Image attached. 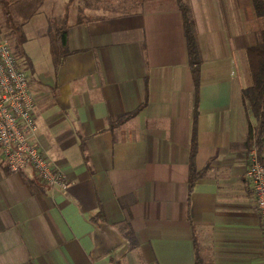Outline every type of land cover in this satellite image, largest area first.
<instances>
[{"label": "crops", "instance_id": "crops-1", "mask_svg": "<svg viewBox=\"0 0 264 264\" xmlns=\"http://www.w3.org/2000/svg\"><path fill=\"white\" fill-rule=\"evenodd\" d=\"M253 17L250 0H156L70 15L58 66L43 34L26 48L32 141L68 189L0 152V264H264L245 178Z\"/></svg>", "mask_w": 264, "mask_h": 264}, {"label": "built area", "instance_id": "built-area-1", "mask_svg": "<svg viewBox=\"0 0 264 264\" xmlns=\"http://www.w3.org/2000/svg\"><path fill=\"white\" fill-rule=\"evenodd\" d=\"M34 99L27 74L20 68L9 43L0 40V152L9 173L30 170L52 191L65 192L68 180L53 167L46 154L32 141L36 133ZM256 140L247 151L245 178L259 220L264 246V153Z\"/></svg>", "mask_w": 264, "mask_h": 264}, {"label": "trees", "instance_id": "trees-1", "mask_svg": "<svg viewBox=\"0 0 264 264\" xmlns=\"http://www.w3.org/2000/svg\"><path fill=\"white\" fill-rule=\"evenodd\" d=\"M140 3L153 0H137ZM183 3V0H177ZM253 13L256 18L262 21L260 25L259 32L256 33V44L247 48L245 51V56L247 60V66L249 71L250 86L242 91V98L247 105V109L255 116L259 114L261 116L264 113V0H250ZM74 0H68L64 7L63 15L59 20H52L47 28V36L50 43V52L54 58L55 66H58L63 58H65L68 53L66 51V39L67 30L69 22V11L70 6ZM0 5L7 9V3L5 0H0ZM81 10L77 14L78 21H81L82 16ZM7 19L10 22L8 10H6ZM182 15V26L183 33L186 39L187 52L189 57V63L191 66V73L194 80V85L197 88L199 85V74H200V59L198 54V48L196 43V38L194 35V24L190 17V12L185 4L181 6ZM92 19V18H89ZM7 22L14 28V33L17 35V28L13 24ZM22 36H15V50H17V55L22 56L23 50L21 45L23 44ZM27 63V57L24 55ZM28 64V63H27ZM28 67V66H27ZM264 120L259 123L257 129L249 130L248 139V150L251 148V143L255 139L256 146L259 154L264 153ZM261 129V130H260ZM193 156V154H191ZM192 175V174H191ZM193 190V182L191 180L188 193L190 194Z\"/></svg>", "mask_w": 264, "mask_h": 264}, {"label": "rangeland", "instance_id": "rangeland-1", "mask_svg": "<svg viewBox=\"0 0 264 264\" xmlns=\"http://www.w3.org/2000/svg\"><path fill=\"white\" fill-rule=\"evenodd\" d=\"M7 3L10 22L7 19L6 10L0 5V38L9 43L10 49L17 59L20 68L28 75V68L24 58L26 48L35 47L42 42V35L48 37L46 32L52 20L61 19L64 7L68 0H5ZM156 1V0H153ZM150 2V1H147ZM140 4L137 0H74L70 6V15L78 14L81 10L82 17L97 18L103 15H112L132 10L133 6ZM7 22L17 28V35L23 37L22 56L17 55L15 50L14 28ZM262 21L253 17V22L249 25L254 30V36L259 32ZM46 26V27H45ZM45 27V29H43ZM0 39V40H1ZM256 41V37H255ZM27 43V45H26ZM26 45V47H25ZM253 118L254 129L259 127V123L264 120V113ZM264 125V123H262ZM264 128V127H262ZM261 130V129H260Z\"/></svg>", "mask_w": 264, "mask_h": 264}]
</instances>
